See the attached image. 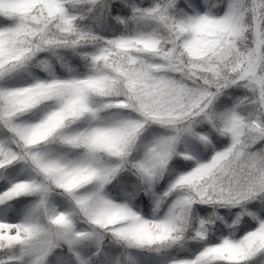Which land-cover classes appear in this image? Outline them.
<instances>
[{
	"label": "snow or ice",
	"instance_id": "snow-or-ice-1",
	"mask_svg": "<svg viewBox=\"0 0 264 264\" xmlns=\"http://www.w3.org/2000/svg\"><path fill=\"white\" fill-rule=\"evenodd\" d=\"M0 264H264V0H0Z\"/></svg>",
	"mask_w": 264,
	"mask_h": 264
}]
</instances>
